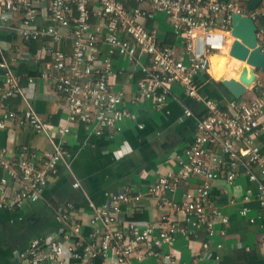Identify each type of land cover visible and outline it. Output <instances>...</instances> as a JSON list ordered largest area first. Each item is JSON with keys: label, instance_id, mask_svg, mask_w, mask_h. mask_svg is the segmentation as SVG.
<instances>
[{"label": "built area", "instance_id": "built-area-1", "mask_svg": "<svg viewBox=\"0 0 264 264\" xmlns=\"http://www.w3.org/2000/svg\"><path fill=\"white\" fill-rule=\"evenodd\" d=\"M234 14L253 19L264 53V2L249 10L247 2L237 0H0V39L9 31L26 45L41 44L40 55L34 60H48L40 77L55 94L64 97L68 111L66 123L55 127L51 135L29 103L17 72L24 55L15 48V55L6 57L0 46V129L15 123L46 136L53 145L51 152L40 157L26 146L17 150L15 160L0 156V171L4 172L0 210L20 211L43 199L50 179L69 158L66 145L73 125H84L96 136L124 133L132 114L125 108L124 92L113 89L121 74L114 68L115 56L138 64L145 75L138 82L137 99L153 101L156 109L162 110L174 97V87H180L206 107L205 114L196 118L195 136L178 158V169L161 176L149 188L148 194L156 199L162 213L157 223L125 218L124 204L138 203L144 196L125 187L107 193L108 200L102 206L91 203L94 231L89 239L80 224L72 223L71 205L57 212L56 220L65 225V232L59 239L34 238L19 255L22 264H133L146 260L203 264L208 253L184 262L172 249L180 237L205 233L202 248L209 251L218 232L216 225L226 228L230 222L218 209L213 186L220 180L233 186L241 168L257 184L258 200L264 207V152L258 144L264 133V71L255 70L257 79L247 90L252 97L245 102L231 100L227 109L202 96L197 83L199 75L210 73L212 57L223 52L230 38L234 41ZM157 15L166 18L180 45L165 43L157 28L148 27ZM67 42L70 53L64 49ZM141 58L146 59L144 64ZM28 82L34 85V79ZM18 98L23 100V108L10 109L9 101ZM184 116L194 114L187 109ZM191 179L198 185L186 189L181 202L167 197ZM80 186L74 184L75 188ZM252 194L248 190L245 200ZM180 214L183 220L178 219ZM240 214L256 223L249 217V208H242ZM215 248L221 250L223 244ZM214 259L220 256L215 254Z\"/></svg>", "mask_w": 264, "mask_h": 264}, {"label": "crops", "instance_id": "crops-1", "mask_svg": "<svg viewBox=\"0 0 264 264\" xmlns=\"http://www.w3.org/2000/svg\"><path fill=\"white\" fill-rule=\"evenodd\" d=\"M237 1L248 3L250 0ZM148 27L157 28L160 39L165 43L180 45V40L178 42L162 15L149 21ZM0 46L6 57L14 56L15 48L24 55L16 69L23 79L25 95L48 125L51 135H54L53 129L66 123L68 111L64 97L55 94L40 77L48 60L44 57L41 62L34 60L36 55H40L41 44L26 45L9 31H4ZM64 49L70 53V42L65 43ZM218 55L225 58V62L218 66L213 56L210 73L199 75L197 83L202 96L217 101L227 109L229 101L235 98L222 85V81L230 80L228 75L231 72L237 74V80L240 75L236 70H225L227 54L222 52ZM113 60L115 70H121L113 89L124 92L125 108L132 114V119L125 122L124 133L117 136L109 133L96 136L84 125L72 126L66 145L69 158L59 165L57 174L50 179L43 199L27 204L20 211L0 210V264H22L20 253L38 236L59 239L66 227L56 220V215L69 205L73 207L72 223L80 224L84 237L89 239L94 231L91 203L102 206L108 200L107 193H117L125 187L144 195L138 203L124 204L125 218L141 223H157L161 217L156 199L148 194L149 188L161 176L178 169V158L185 153L195 136L196 118L205 114L206 107L202 102L188 97L182 88L174 87V97H170L164 109L157 110L153 101L137 99L138 82L145 77L140 66L119 56ZM145 62L146 59L141 58V63ZM30 78L34 79V85L29 84ZM252 95L251 91H247L239 100L245 102ZM23 104L20 98L9 101L12 110H21ZM187 109L193 112L194 117L184 116ZM141 125L143 129H140ZM54 140L58 141L57 136ZM258 144L264 152V133L260 135ZM25 146L33 150L37 157L53 149L46 136L36 134L28 127L10 123L7 129H0V156L15 160L17 150ZM117 153L120 155L117 156ZM3 176L4 172L0 171V181ZM75 183H79L80 188H75ZM197 185L198 181L191 179L177 191L167 193V197L181 202L184 191ZM248 190H252L253 194L249 200H245ZM257 195V184L249 180L243 168L233 186H229L225 180L217 181L212 196L219 211L229 218L228 227L216 225L218 232L207 252L202 248V242L207 240L205 233L188 239L180 237L172 250L184 262L208 253L203 264H264V207L260 205ZM244 207L249 208V217L256 219L255 224L241 216L240 211ZM177 217L183 220L181 214ZM223 230L226 231L224 236ZM218 243L223 244L221 250L215 248ZM215 254L220 256L219 260L214 259ZM133 264L159 263L146 260L134 261Z\"/></svg>", "mask_w": 264, "mask_h": 264}, {"label": "water", "instance_id": "water-1", "mask_svg": "<svg viewBox=\"0 0 264 264\" xmlns=\"http://www.w3.org/2000/svg\"><path fill=\"white\" fill-rule=\"evenodd\" d=\"M262 0L248 1L249 10H255ZM233 44L230 54L239 59L246 60L253 67L251 72L245 70L239 80H223L222 85L237 100L247 92L248 87L257 79L255 70L264 71V53L258 44L257 26L252 18L234 14L232 17Z\"/></svg>", "mask_w": 264, "mask_h": 264}, {"label": "bare ground", "instance_id": "bare-ground-1", "mask_svg": "<svg viewBox=\"0 0 264 264\" xmlns=\"http://www.w3.org/2000/svg\"><path fill=\"white\" fill-rule=\"evenodd\" d=\"M232 41H233V38H230L229 41L227 42L225 49L223 50V53L228 55L224 68L227 72L236 70L241 77V75L243 74L245 70H247L248 72H251L253 67L249 66L246 60L239 59L238 57H235L230 54V51H231L230 44Z\"/></svg>", "mask_w": 264, "mask_h": 264}, {"label": "rangeland", "instance_id": "rangeland-1", "mask_svg": "<svg viewBox=\"0 0 264 264\" xmlns=\"http://www.w3.org/2000/svg\"><path fill=\"white\" fill-rule=\"evenodd\" d=\"M214 57H215V62L218 66H220V64L225 62V58H220L218 54L214 55ZM228 76H230V79H236V80L238 79L237 74L235 72H231Z\"/></svg>", "mask_w": 264, "mask_h": 264}, {"label": "clouds", "instance_id": "clouds-1", "mask_svg": "<svg viewBox=\"0 0 264 264\" xmlns=\"http://www.w3.org/2000/svg\"><path fill=\"white\" fill-rule=\"evenodd\" d=\"M120 155V153H117V156H119Z\"/></svg>", "mask_w": 264, "mask_h": 264}]
</instances>
